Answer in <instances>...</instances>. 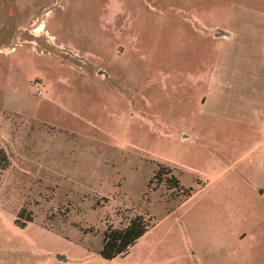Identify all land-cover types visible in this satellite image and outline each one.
Listing matches in <instances>:
<instances>
[{
    "label": "rangeland",
    "instance_id": "374dc122",
    "mask_svg": "<svg viewBox=\"0 0 264 264\" xmlns=\"http://www.w3.org/2000/svg\"><path fill=\"white\" fill-rule=\"evenodd\" d=\"M263 163L264 0H0V264H264L215 240L264 233Z\"/></svg>",
    "mask_w": 264,
    "mask_h": 264
},
{
    "label": "trees",
    "instance_id": "16d2710c",
    "mask_svg": "<svg viewBox=\"0 0 264 264\" xmlns=\"http://www.w3.org/2000/svg\"><path fill=\"white\" fill-rule=\"evenodd\" d=\"M155 178H158L161 182H168V186L170 188L182 191V194L186 197L192 195V188H187L181 184L180 178L174 174L171 167L160 165L153 179ZM153 179H151L150 182H152ZM24 213L25 208L19 213V216H22L23 218L25 217L26 221L22 222L20 219H17L16 223L18 225L24 226L33 220L31 214L24 216ZM151 227L152 224L144 222L142 216H135L131 218L129 223L123 228L109 226L103 235V246L100 251L101 255L105 259H113L126 254L128 249L134 245L136 241L142 237Z\"/></svg>",
    "mask_w": 264,
    "mask_h": 264
},
{
    "label": "crops",
    "instance_id": "0c3cea01",
    "mask_svg": "<svg viewBox=\"0 0 264 264\" xmlns=\"http://www.w3.org/2000/svg\"><path fill=\"white\" fill-rule=\"evenodd\" d=\"M206 12V11H205ZM206 13H204L205 15ZM220 28L216 29L217 30H221L223 31L222 35L221 36H224V37H229V34L228 32H232L234 29H229V27H222L219 25ZM209 28H212V27H209ZM252 28H254V26H245V29L246 30H253ZM233 35V34H231ZM230 35V37H231ZM234 36V35H233ZM220 64V63H219ZM217 65V64H216ZM213 66V82H212V85L215 87V88H224V90L226 88H230V86H226V82L230 84H232V87L234 86V83H232L231 79L230 78H226L225 77V74L224 73H221V69L224 67H221L220 65L219 66ZM201 74H197V81L199 82V77H200ZM202 76H204V74H202ZM223 90V91H224ZM222 91V92H223ZM232 91L229 90L228 94H229V98H231L230 96H232ZM187 137V135H185ZM18 139V138H17ZM7 142L9 144H12V143H24L25 141H23L22 138H19V140H13V138L11 137L10 139L7 140ZM6 152L7 149H6ZM262 167L260 168H264V163L261 164ZM250 186H252V188L254 190L259 189V191L263 194L264 193V185L261 184V183H258V182H255L253 184H248ZM264 238V233H261V234H241V232H235V231H230V233L227 235V237L224 239L222 238L221 241H218L219 240V237L216 238L215 240L220 243H224L225 246H227V248H225L226 250H264V247L259 244L261 241L264 242V240H262ZM261 240V241H260ZM230 255L231 256H234V254L230 251ZM237 255V254H236ZM53 261V264H73L71 263L70 261V258L68 256H66V254H59L57 255V257L53 258L52 259ZM204 262V261H203ZM80 264H83V263H80ZM137 264H152V262H147V263H137Z\"/></svg>",
    "mask_w": 264,
    "mask_h": 264
},
{
    "label": "water",
    "instance_id": "95a60500",
    "mask_svg": "<svg viewBox=\"0 0 264 264\" xmlns=\"http://www.w3.org/2000/svg\"><path fill=\"white\" fill-rule=\"evenodd\" d=\"M222 32H223V31H221V30H217V31H216V35H217V36H221V35L223 34Z\"/></svg>",
    "mask_w": 264,
    "mask_h": 264
},
{
    "label": "bare ground",
    "instance_id": "6f19581e",
    "mask_svg": "<svg viewBox=\"0 0 264 264\" xmlns=\"http://www.w3.org/2000/svg\"><path fill=\"white\" fill-rule=\"evenodd\" d=\"M42 29L41 25L37 28H35V31H40Z\"/></svg>",
    "mask_w": 264,
    "mask_h": 264
}]
</instances>
